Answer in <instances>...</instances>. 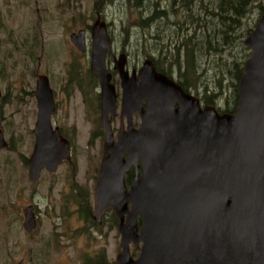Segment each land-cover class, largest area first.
Returning a JSON list of instances; mask_svg holds the SVG:
<instances>
[{
    "label": "water",
    "instance_id": "1",
    "mask_svg": "<svg viewBox=\"0 0 264 264\" xmlns=\"http://www.w3.org/2000/svg\"><path fill=\"white\" fill-rule=\"evenodd\" d=\"M71 41L85 52L83 31ZM93 42L91 71L101 81L106 132L95 205L98 218L112 210L120 220L115 264H264V13L244 41L251 53L231 114L202 107L198 97L158 73L151 59L138 79L116 66L123 110L142 117L139 130L129 125L116 145L107 119L117 96L106 69L111 43L105 23L96 22ZM37 98L36 145L29 161L34 182L42 170L54 173L70 156L68 142L51 124L55 103L45 75L38 76ZM7 147L0 132V151ZM138 160L142 178L128 189L124 174ZM24 227L28 233L37 227L32 209ZM131 244L140 249L137 259Z\"/></svg>",
    "mask_w": 264,
    "mask_h": 264
},
{
    "label": "rangeland",
    "instance_id": "2",
    "mask_svg": "<svg viewBox=\"0 0 264 264\" xmlns=\"http://www.w3.org/2000/svg\"><path fill=\"white\" fill-rule=\"evenodd\" d=\"M199 1L200 15L206 18L201 1L207 0ZM157 2L160 3L158 8L154 6ZM179 3L180 0H0V89L9 94L5 99L7 104H0V127L6 140H11V148L0 155V264L21 261L24 264L116 263L121 253V235L112 217L107 216L99 225L97 221L83 218L82 209L79 211L75 202L70 207L65 205L71 183L75 182L73 197L88 190L91 198L85 211L88 214L93 211L95 215L94 194L89 191L94 185L92 176H96L101 153V144L89 140L90 108L85 111L84 119L85 108L77 86H68L72 99L63 92V83L68 85L71 65L80 64L79 74L90 66L89 57L80 58L70 36L80 30L87 31L100 16L101 21L109 25L117 49H126L132 67L137 65L141 69L149 59L146 55L150 52L146 48L151 51L156 46L158 27L163 28L165 34L176 31V26L172 25L176 18L168 15L174 13V4ZM157 11H165L169 19L155 22L150 29L142 28L144 19ZM258 17L259 8L246 20L244 32L255 25ZM202 24L208 26L205 21ZM195 28L199 30V26ZM164 37L170 42L175 38L170 37V33ZM208 69L206 65L205 71ZM38 70L49 77L58 101L54 124L77 134L74 155L78 164L76 167L65 164L55 176L46 172L42 175L39 188L37 186L41 196L36 200L41 225L35 236L28 237L22 227L23 212L30 199L34 203L31 198L34 187L29 182L25 162L30 160L34 150V126L38 118L36 100L29 93L36 89L34 74ZM210 92L215 94L213 90ZM231 92L213 105L219 112L231 107L228 101ZM10 186L12 193L8 196ZM7 228L9 233H6ZM138 250L131 245L134 259L139 255Z\"/></svg>",
    "mask_w": 264,
    "mask_h": 264
},
{
    "label": "trees",
    "instance_id": "3",
    "mask_svg": "<svg viewBox=\"0 0 264 264\" xmlns=\"http://www.w3.org/2000/svg\"><path fill=\"white\" fill-rule=\"evenodd\" d=\"M199 2L180 0L179 5L174 4V13L168 16L176 18L177 22L172 24L176 26V31L174 33L167 31L166 34L170 33V37L175 38L171 42L164 40L166 34L163 28L158 27L160 34L156 46L151 51L146 48V51L150 52L146 56L154 61L159 72L174 79L186 92L196 94L208 105L215 106L224 98V94L232 90L228 98L229 103H232L231 107L226 112H220L231 114L238 104L239 82L244 74V64L251 53L244 45V41L254 31L264 13V0L201 1L206 18L200 15ZM159 5V2L154 4L157 8ZM257 8H259L257 22L244 32L246 20ZM188 13L193 15L189 16ZM165 14V11L155 12L149 19H144L142 28L150 29L155 22L166 21L169 17ZM203 21L208 23L206 24L208 26L203 25ZM195 26H199V30ZM237 50L239 55H236ZM206 65L209 69L205 71ZM211 89L215 94H211ZM79 202L82 217L91 220L85 211V201L81 199Z\"/></svg>",
    "mask_w": 264,
    "mask_h": 264
},
{
    "label": "flooded vegetation",
    "instance_id": "4",
    "mask_svg": "<svg viewBox=\"0 0 264 264\" xmlns=\"http://www.w3.org/2000/svg\"><path fill=\"white\" fill-rule=\"evenodd\" d=\"M101 20L102 19L99 16L97 21H99L101 23H105L106 31H107V34H108V37H109V40L111 43V49L107 53V57H106V69H107V72L112 76L110 83L115 88L117 101H116V108H115L114 112L113 113L110 112L107 116V119H108L109 125H111V132L113 135L114 145H116L118 142V136L121 133L123 134V133H127L129 131V125H131V127L133 128L134 131H138L141 124H142V117H141V113L139 111H136L133 114H130V116H129L126 113V111L123 110V82L121 79L120 71L116 68V66H124L123 71L126 72L127 74H129V78H131V79H133L134 77L138 79L139 75H140V71L142 68L141 69L138 68L137 65L132 67L131 62H130V57H129L130 55L127 53L126 49H124V50L117 49V47L113 43V40H112L113 37L111 36V31H110L109 25L104 20H103L104 22ZM96 22H95V24H96ZM95 24L92 27H88L87 31L86 30L85 31L80 30V31L84 32V39H85V44H86L85 52L79 51L71 41V43L74 45V47L77 49L78 53L80 54V58L81 57H84V58L89 57L90 66H89V69L85 70V72L83 74H79L78 73V66H80V64L76 63L75 65H71V69H70L71 71H70V73H68V80H67L68 85L63 83V92L67 95V97L72 99L73 97L71 96V92H70L71 90L69 89L68 86L70 84H74L77 86L78 93L81 96V99H82V102H83V105L85 108L84 119L86 118L85 111L87 110V108H90V110L88 111L89 112L88 116L90 118L89 123H90V125H92V127H91V131H90V135H89V140H90V142H92V141L94 143L99 142L101 144L100 160H99V164L96 168V176H94V177L92 176V182L94 185H93V188L89 191L90 193L94 194L93 206H94L95 215H97L96 214V205H95V203H96V192H97V187H98V183L100 180L99 178H100L102 163H103V160L105 157L106 132L104 131V128H103L104 124H103V113H102L101 81L98 78V76L94 75L91 71V61H92L93 48H94L93 34H94ZM80 31H78L77 33L76 32L72 33V34H78ZM89 33L91 34L90 37H89ZM72 34H71V36H72ZM71 36H70V40H71ZM149 59H151V58H149ZM144 63H143V65H144ZM153 64L155 66L154 61H153ZM155 69L158 73L164 74L162 72H159L157 70L156 66H155ZM41 75L42 74H40L39 70L37 72H35L34 77L36 78V81H37L36 89H35V91L31 90L29 93V96L35 98V100H36V104H37V108H38V118H39L40 110H39V102H38V98H37V88H38V76H41ZM49 81H50V79H49ZM50 86H51V82H50ZM51 89H52V86H51ZM52 91H53V89H52ZM7 96H9V94L7 92H5L4 90L0 89V104H2V105H4V103L7 104V101H5ZM53 96H54V103H55V112L51 116V124H52L53 129L54 130L58 129L60 136L68 142L70 156H69V159L62 160L60 162L56 172L49 173L46 169L42 170L37 182L32 181L30 178V167H29V161L30 160L28 162H25V166L28 168V171H29V174H28L29 182L34 187V195L31 196V198L34 199V203H32V199H30L31 200L30 204L27 206V209H25L23 212V221L24 222L22 224L23 225L22 227H23L24 232L27 234L28 237L35 236L38 229L40 228V225H41L40 215L38 214L39 210H38V205H37L36 200L38 201L40 196H41L40 190L37 189V186L39 188V185H40V182L42 179V175L46 172L49 175L55 176L58 174L59 168L63 167L65 164L67 166L71 165L73 167H76L78 164L77 159L75 158V155H74L75 146H76L74 141H75V136H77V134H76V132L72 133V131L67 130L64 127H58V126H56L57 124L56 125L54 124V121L56 123V117L58 115V101L56 99V95H55L54 91H53ZM146 104L147 103L144 102L143 110L146 109ZM201 105L203 107L209 106L208 104L205 106L202 101H201ZM38 118H37V121H38ZM83 120H82V122H83ZM36 124H37V122H36ZM36 124L34 126V139H35L34 143H35V145H36ZM0 132H1L5 142L8 144L7 148L2 149L0 151V155H1V153L3 151L9 150L11 148V140L9 142L6 140V137L4 135V131L1 127H0ZM35 145H34V148H35ZM33 152H34V150H33ZM32 155H33V153H32ZM109 156H110V158L113 157L112 154H109ZM141 172H142V166H141L140 160L137 161V165L131 166V168L125 172V174H124L125 184H126L128 189H130L132 181L135 178L136 179L142 178ZM10 183L12 186L15 185V184L13 185L12 182H10ZM12 186L8 187V189H7L8 190V194H7L8 196H11ZM74 186H75V182H72L71 183V192L66 196V204L65 205L67 207H70V205L71 204L74 205V202H75L76 205H79V211H80L82 208L80 206L81 203L79 201H81V199H83L85 201L84 202L85 206H87V203L90 201L91 196L88 195V190H87V191H85L84 194H76L73 197L72 194L74 193ZM30 209H32V213L35 216L37 227L33 232L28 233L25 230L24 224H25V220H26V214L28 212H30ZM5 210H6V206H5ZM95 215H94L93 211H91V212L89 211L88 217H89V219H91L93 221H97L99 223V225H102L101 223H103V221L104 222L106 221L107 216H111L113 221H114L115 226H118L117 228H118V232H119L120 220L118 218H116V216L112 210H107L104 214H102V216L100 218L96 217ZM21 219H22V217L20 218V220ZM138 224L139 225L142 224V218L141 217L138 218ZM7 232L9 233L8 228L6 230V233ZM120 248H121V245H120ZM100 264H102V263H100Z\"/></svg>",
    "mask_w": 264,
    "mask_h": 264
}]
</instances>
